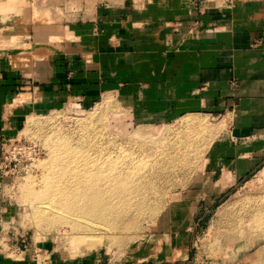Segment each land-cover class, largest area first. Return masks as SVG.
<instances>
[{"label": "rangeland", "instance_id": "obj_1", "mask_svg": "<svg viewBox=\"0 0 264 264\" xmlns=\"http://www.w3.org/2000/svg\"><path fill=\"white\" fill-rule=\"evenodd\" d=\"M245 1L180 0L199 15ZM128 2L140 10L152 3L178 4L0 0V89H5L0 101V258L17 264H264V163L241 180L233 172L214 170L220 160L233 159L227 150L240 141L231 136L239 121L235 106L153 119L116 92L85 102L57 98L51 88L59 62L94 48L95 36L86 25L96 18L95 9ZM182 22L175 21L174 33ZM193 23V38L207 32V25ZM190 118L200 120L204 130L199 128L197 144L188 147L192 153L170 164L165 152L175 151L171 144L179 138L158 136L180 130ZM71 148L76 159L56 157L58 149ZM61 163L128 173L132 188H138L140 175L153 174L156 180L147 193L142 189L140 212L124 216L120 228L108 234L90 232L93 245L73 251L67 235L76 230L39 223L38 205L30 197L33 182L44 188L41 168Z\"/></svg>", "mask_w": 264, "mask_h": 264}, {"label": "crops", "instance_id": "obj_2", "mask_svg": "<svg viewBox=\"0 0 264 264\" xmlns=\"http://www.w3.org/2000/svg\"><path fill=\"white\" fill-rule=\"evenodd\" d=\"M182 3L97 7L86 25L94 48L59 62L51 88L57 98L85 102L116 92L153 119L235 106L239 121L231 136L240 141L227 150L233 159L214 170L241 180L264 163V0L207 15ZM176 20L183 21L179 33L172 29ZM194 20L207 25L196 38L189 33ZM0 264L17 263L0 258Z\"/></svg>", "mask_w": 264, "mask_h": 264}, {"label": "bare ground", "instance_id": "obj_3", "mask_svg": "<svg viewBox=\"0 0 264 264\" xmlns=\"http://www.w3.org/2000/svg\"><path fill=\"white\" fill-rule=\"evenodd\" d=\"M201 126L200 120L190 118L183 121L180 130L162 131L163 134L158 136L159 139L161 137L167 139L172 135L179 138L171 144L175 151L170 149L173 151L172 153L165 152L169 153L167 155L163 153L165 160L171 164L177 156L183 155L186 158L187 155L191 154L192 150H189L188 147L197 144L200 135L197 136L196 133L204 130ZM182 133L183 135L180 136ZM181 138H183L182 141ZM181 144H184L187 150L180 149ZM164 145L162 149L163 147L169 149ZM188 151H190L189 154ZM193 153L196 151L194 150ZM77 155V152L72 148L70 150L58 149L56 152V157L61 160H74ZM177 160L174 161V164L178 162ZM115 172L116 170L113 169H107L103 172L98 169H89L84 163L70 168L62 163L58 166H43L40 170V180L43 182L44 188L37 189L36 181L30 186L32 188L31 200L38 205L36 220L39 223H47L48 227L64 225L68 230H76L74 234L67 235L72 250L89 249L93 245L90 232L108 234L111 230L120 228L124 216L134 211H141L142 208L139 206L143 205L141 196L144 195V193L141 194L142 189H146L147 193L154 184L155 177L153 174L149 178L140 175V177H135L141 181L137 185L139 189L132 188L130 182L132 176L130 174L125 173L118 176ZM260 211L261 209H258L257 214Z\"/></svg>", "mask_w": 264, "mask_h": 264}]
</instances>
